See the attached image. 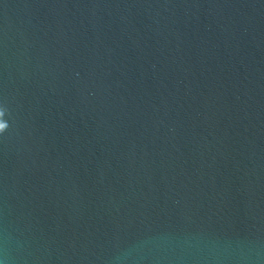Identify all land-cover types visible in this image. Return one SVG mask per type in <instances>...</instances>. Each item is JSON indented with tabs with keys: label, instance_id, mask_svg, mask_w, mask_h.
<instances>
[{
	"label": "water",
	"instance_id": "obj_1",
	"mask_svg": "<svg viewBox=\"0 0 264 264\" xmlns=\"http://www.w3.org/2000/svg\"><path fill=\"white\" fill-rule=\"evenodd\" d=\"M0 264H264V0H0Z\"/></svg>",
	"mask_w": 264,
	"mask_h": 264
}]
</instances>
